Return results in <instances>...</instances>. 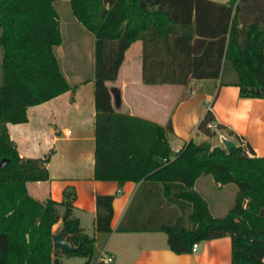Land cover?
Listing matches in <instances>:
<instances>
[{
  "label": "trees",
  "instance_id": "1",
  "mask_svg": "<svg viewBox=\"0 0 264 264\" xmlns=\"http://www.w3.org/2000/svg\"><path fill=\"white\" fill-rule=\"evenodd\" d=\"M58 1L0 0V161H10L0 170V264H63L64 252L53 245L61 233L73 248L68 256L91 264L95 254V236L85 234L74 216L73 188L64 192L62 202L41 203L29 195L28 183L49 180V159L21 158L8 129L27 123L30 108L77 90L56 54L63 44ZM70 5L79 24L95 37L97 71L114 72L110 77L98 73L95 79V180L140 184L131 210L136 206L145 220L132 227L123 222L119 231L165 232L179 255L191 253L200 242L229 236L232 264H264V158L241 139L231 151H206V143L192 140L176 153L168 139L172 122L162 127L117 113L106 85L144 34L154 30L164 39L170 31L185 30L191 31V79L221 80L223 86L239 87L243 98L264 99V0H70ZM111 43L117 46L114 64L107 58ZM213 121L208 111L199 130L212 136ZM202 176L237 186L235 204L225 217L214 218L195 190ZM114 199L97 197L98 233L112 232ZM171 206L182 212L175 221L168 218Z\"/></svg>",
  "mask_w": 264,
  "mask_h": 264
},
{
  "label": "crops",
  "instance_id": "2",
  "mask_svg": "<svg viewBox=\"0 0 264 264\" xmlns=\"http://www.w3.org/2000/svg\"><path fill=\"white\" fill-rule=\"evenodd\" d=\"M147 35L144 34L126 52L117 78L106 81L115 111L162 127L172 122L174 132L168 139L175 152L192 140L201 145L209 137H214L220 143L223 138L234 144L241 139L244 146H251L257 157L264 158V99L243 98L239 87L223 86L221 80H196L189 75L185 82L169 81L164 75L167 69L161 63L154 65L149 60L153 52L146 42ZM56 49L60 50L62 46ZM58 50L56 54L61 69L69 84L77 90L74 94L68 92L30 108L27 123L8 125L21 158L49 159L46 165L49 180L28 183L29 195L41 203L48 200L62 202L67 189L76 191L74 216L79 219L84 233L96 238L91 264H96L105 251L113 256L112 264H232V239L229 236L200 242L196 253L179 255L170 249L165 232L119 231L123 222L132 227L145 220L136 206L131 210L140 184L95 180V81L74 83L62 66L66 56ZM149 71L155 74L149 76ZM208 111L214 116L209 125L212 136L199 130ZM220 143L215 147H221ZM195 190L207 202L214 218L225 217L233 208L238 194L236 185L221 186L212 176L200 177ZM98 196L115 198L111 233H98L96 230ZM169 209L170 220L175 221L182 215L174 206ZM60 211L63 214L64 208ZM62 225L61 221L54 227L55 234ZM59 259L66 264L65 259L82 258L64 253ZM84 262L82 259L81 264Z\"/></svg>",
  "mask_w": 264,
  "mask_h": 264
},
{
  "label": "rangeland",
  "instance_id": "3",
  "mask_svg": "<svg viewBox=\"0 0 264 264\" xmlns=\"http://www.w3.org/2000/svg\"><path fill=\"white\" fill-rule=\"evenodd\" d=\"M229 3L230 0H214ZM55 8L59 14L61 30L63 35L62 49L58 50L59 53L65 57L62 64L65 72L74 83L83 84L87 81L96 79L98 73L99 76L107 74L112 76V72L108 68L107 72L103 69L97 71L95 62V37L84 26L79 24L74 17L70 0H61L55 3ZM1 34V29H0ZM191 31L185 30H173L167 34L166 38H160L154 30H151L150 34L146 37L151 48L152 56L149 57L151 64H162L167 69L164 75H167L169 81L173 83L185 82L190 73L192 54H191ZM150 51V52H151ZM107 58L111 64L117 62V46L115 43H111L107 47ZM1 50H0V65H1ZM127 70V66L125 67ZM119 71V70H118ZM154 71H149L148 75L152 76ZM118 75V73H117ZM114 77L113 79L117 78ZM126 75V71L123 74ZM0 80H1V66H0ZM209 143L211 150L215 148V144L220 143L218 138L209 137L208 140L202 144ZM201 144V145H202ZM221 147L225 149L223 143H220ZM82 259H65L66 264H81Z\"/></svg>",
  "mask_w": 264,
  "mask_h": 264
},
{
  "label": "water",
  "instance_id": "4",
  "mask_svg": "<svg viewBox=\"0 0 264 264\" xmlns=\"http://www.w3.org/2000/svg\"><path fill=\"white\" fill-rule=\"evenodd\" d=\"M222 143L227 151H231L236 147V145L233 142L225 138L222 139ZM204 149L206 151L211 150V145L209 143H206L204 145ZM9 163L10 161L8 159L1 160L0 170H4L9 165ZM53 245L55 250H60L65 254H70L71 252H73V248L67 243L66 235L64 233L58 234L54 237Z\"/></svg>",
  "mask_w": 264,
  "mask_h": 264
},
{
  "label": "built area",
  "instance_id": "5",
  "mask_svg": "<svg viewBox=\"0 0 264 264\" xmlns=\"http://www.w3.org/2000/svg\"><path fill=\"white\" fill-rule=\"evenodd\" d=\"M179 151H177L176 153H178ZM199 250V245L195 244L192 248V252L196 253ZM114 262V258L112 255H110L108 252H103L100 256V258L98 259V261L96 262V264H112Z\"/></svg>",
  "mask_w": 264,
  "mask_h": 264
}]
</instances>
